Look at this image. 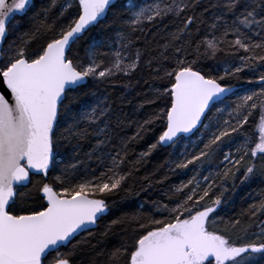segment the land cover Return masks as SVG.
I'll return each instance as SVG.
<instances>
[{"label":"snow or ice","instance_id":"6c2138e0","mask_svg":"<svg viewBox=\"0 0 264 264\" xmlns=\"http://www.w3.org/2000/svg\"><path fill=\"white\" fill-rule=\"evenodd\" d=\"M73 2L76 12L65 23L64 10L49 22L57 0L48 4L38 0H0V264H76L73 257L80 241L71 249L68 245L84 231L91 234L90 226L97 225L111 212V197L126 190L130 173L121 171V152L126 156L128 148L125 140L121 141L120 152L109 154L112 165L107 171L92 179L75 181L68 177L66 168L50 181L48 176L61 164L62 144L75 142L74 146L80 147L81 141L92 135L89 128L95 126V135L104 137L97 140L93 152L110 142L109 126L100 127L101 118L109 109L84 101L83 97L89 95L84 89L89 78L102 83L118 73L127 76L139 68L145 53L137 49L129 61L123 49L131 44L130 32L144 31L140 27L144 21L164 24L165 18L171 16L179 18L180 25L168 33L158 54L149 55L144 61L157 73L163 65L160 78L166 79L168 86L160 95L168 97V106L145 120L136 137L129 138L135 140L146 125L157 119L164 121L158 139L141 157L158 146L176 145L185 135L194 134V129L199 131L198 125L207 129L209 125L203 124L202 117L218 103H224L229 95L236 94L233 86L222 81L245 69L255 71L257 66H264V0H224L217 6L234 19L231 23H213L211 31L203 36L198 35L199 28L193 32L197 18L187 14L194 7L193 0H153L150 4L140 0H66V8H72ZM61 8L65 9V5ZM110 12L113 23L118 24L116 43L120 45L113 50L112 63L104 66L100 56L107 53H100L99 49L105 45L96 40L88 44V62L84 63L77 51L80 42L102 25ZM26 18L34 27L18 35ZM242 29L254 30L259 39L253 41ZM230 33L232 40L227 39ZM239 50L246 55L240 56L241 66L235 67L234 72L225 71L219 76L204 72L205 60L214 59L218 53L235 54ZM154 61H159L155 67ZM259 82L260 91L244 95L242 103L236 105V123L224 121V127L211 133L204 149L191 159L179 161L177 168L210 159L226 137L235 143V133L236 139L243 138V143L237 147V155L224 154V161L231 167L225 166L223 178L235 179L240 173L244 183L257 174L264 175V74ZM256 97L261 98L259 104ZM257 108L259 138L255 141L244 137L242 130ZM37 176L42 179L33 185ZM189 184L193 181L176 189L183 198L174 207L164 205L158 209L169 213L167 219L145 222L133 216L131 219L138 224L133 229L135 235L131 243L121 244L109 253V264H264V223L253 234L254 239L238 244L215 227L221 199L200 203L209 195L212 185L198 193L200 185L196 182L185 193ZM30 185L41 201L36 207L27 206L33 196L26 191ZM258 212L264 214V201L250 206V217ZM124 222L125 218L113 220L104 234L113 225ZM240 224L237 219L232 227ZM103 254L101 250L96 256ZM90 264L97 261L93 259Z\"/></svg>","mask_w":264,"mask_h":264},{"label":"trees","instance_id":"16d2710c","mask_svg":"<svg viewBox=\"0 0 264 264\" xmlns=\"http://www.w3.org/2000/svg\"><path fill=\"white\" fill-rule=\"evenodd\" d=\"M39 2L48 4L50 0H38ZM140 2L150 4L153 0H140ZM193 2L194 7L189 9L187 14L197 18L192 30L195 33L196 28H199V36L211 31L213 23L219 25L224 20L231 23L234 19L217 6L224 0H198V2L193 0ZM61 5H65L66 10L62 9ZM62 10H64L63 22L66 23L76 12L75 2H73L72 8L67 9L66 0H57L56 6L52 8L49 14V22L56 20ZM217 17L222 19H217ZM113 19L110 12L107 20L87 33L84 40L80 42L77 51L84 63L88 62L86 50L88 44L93 40L104 42L105 46L99 49L100 53H107V55L100 56V59L104 61V66H109L112 63L113 50L120 47L116 43L118 24L113 23ZM179 25L180 19L171 16L165 18L164 24L144 21L140 25L144 31L130 32L131 44L123 49V55L129 61L134 58L137 49L145 53L139 68L127 76L118 73L102 83H97L89 78L87 88L84 89V91L89 92L88 96L83 97L84 101L93 106L104 107L106 105L108 107L109 111L106 116L101 118L103 123H100V127H104L105 124L109 126L111 140L101 150L93 152L97 140L104 139L103 136L97 137L95 135L93 132L95 126H93V128H89L92 135L81 141L80 147H75V142L72 144L63 143L60 150L61 164L55 171L49 173V181L53 177L61 175L65 168L68 177L75 181L92 179L94 175L98 176L101 172L107 171V168L112 165L109 154L115 155L116 152L121 151L122 140L128 141V148L126 156L121 152V156L124 158L121 171L130 173V175L126 181V190L117 192L109 200L111 212L90 230L91 234L89 231L83 232L72 241V244L68 245V249H71L72 245L80 241V246L76 249V254L73 257L76 264H90L93 259L97 261V264H109V253L121 244L131 243V239L135 235L133 229L138 228V224L136 220L131 218L136 216L145 222L150 219H167L169 213L158 209L164 205L169 208L174 207L176 201L183 198L180 193L176 192V189L183 184H188L189 181H193V184H189V187L184 189L185 193L196 182H199L200 185V188L197 189L198 193L201 189L208 188L209 184L212 185L209 189V195L200 203H211L217 197L221 199V204L217 207L215 214L217 221L215 227L218 231L231 236L238 244L254 239L253 234L258 233L260 225L264 223V214L258 212L255 217L249 215L250 206L259 205L261 201H264V175L257 174L244 183H241L243 177L240 173L236 174L235 179L229 177L225 180L223 178L225 166L231 167L224 161V154L231 152L237 155L236 149L243 143V138L236 139V134L233 133L235 143L226 137L225 142L220 145V148L210 159L197 161L196 164L189 165L187 168L176 167L179 161L191 159L193 155L204 149V144L211 137V133L224 127V121L236 123L234 109L237 104L242 103L244 95L251 94L253 91H260L259 77L264 74V66H257L255 71L245 69L235 76L226 77L222 81L226 85L236 87V94L228 96L224 103H218L207 113L203 120V124L209 125L207 129L201 125L199 131H196L189 138H184L176 145L158 146L145 157H141V153L147 152L150 145L156 142L165 126L164 121L162 119L155 120L151 125H146V130L141 131L140 136L135 140L129 139L136 137L140 125L145 120L156 116L162 110H166L168 106V97L160 95L163 89L168 86V81L160 78L163 76V65H161L160 72L157 73L147 67L144 61L149 58V55L156 56L158 54L161 50L160 45L168 40V33L176 31ZM33 27L32 21L26 18L18 35ZM242 30L252 36L253 41L259 39L254 36V30ZM222 31L221 28L217 34L219 35ZM227 39L232 40L234 36L230 33ZM168 54L171 56V49H169ZM243 55H246L243 50H239L235 54L218 53L214 59L210 58L203 62L204 72L211 76L224 75L225 71L234 72L235 67L241 66L240 56ZM158 63L159 61H154L153 67ZM250 81L251 83H249ZM93 92L95 96L91 95ZM260 99V97H256L258 104ZM217 109H222V111H217ZM259 117L260 111L257 108L253 110L248 122L243 127L244 137L258 141L257 124ZM137 161L139 162L137 163ZM71 165H76V167L72 168ZM204 177H209V179L205 180ZM41 179L40 176L35 177L33 185ZM26 191H31L33 194L32 199L27 201L28 207H36L38 203H41L36 189L32 185ZM120 218H125V222L113 225L105 235L107 226L113 220ZM237 219L240 220L241 224L233 228L232 223ZM92 245H96V247L93 248ZM66 250L62 249V251ZM101 250L104 254L97 257L96 253Z\"/></svg>","mask_w":264,"mask_h":264},{"label":"water","instance_id":"95a60500","mask_svg":"<svg viewBox=\"0 0 264 264\" xmlns=\"http://www.w3.org/2000/svg\"><path fill=\"white\" fill-rule=\"evenodd\" d=\"M234 88L237 90L236 87H234ZM229 96H230V95H229ZM202 120H204V117H202ZM197 127H198V129H199V128L201 127V125H198ZM196 131H197V130L194 129V130H193V133H195ZM192 135H193V134H187V135H185V138H189V137L192 136ZM168 146H170V145H168ZM165 147H167V146H165ZM94 227H95V225L90 226V230L93 229ZM84 232H86V231H84ZM82 233H83V232H82ZM82 233H80V234H82ZM80 234H79V235H80ZM79 235H78V236H79ZM78 236H77V237H78Z\"/></svg>","mask_w":264,"mask_h":264}]
</instances>
